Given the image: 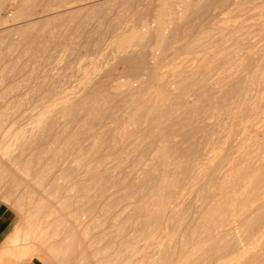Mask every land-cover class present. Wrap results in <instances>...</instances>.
<instances>
[{"label": "rangeland", "instance_id": "rangeland-1", "mask_svg": "<svg viewBox=\"0 0 264 264\" xmlns=\"http://www.w3.org/2000/svg\"><path fill=\"white\" fill-rule=\"evenodd\" d=\"M11 1L12 2L14 1L13 2L14 4L10 3ZM15 1L16 0H10L9 2L8 0L7 2L4 3V5L2 6V10H1V13L3 16L2 21H9L8 22L9 24H7L8 26L6 29L0 31V82H1L0 83V121H4L3 126L1 127H3L4 129H10L11 137L8 138L9 139L8 142L6 143L4 142L5 143L4 146H3V143H1L2 141L0 137V159L4 160L8 165H10L12 161H14L19 166L18 168L22 170L30 169V171L32 172L34 170H38V171L43 170V172L38 173L37 176H40V177L42 176L43 181H45L44 183L47 184L50 178L53 177L55 174H57L55 172L59 167L64 166L66 164L67 165L74 164L73 159L79 156L78 150L75 148L78 142H80L81 145H87L91 141H94L95 139V141L97 140L96 150L98 151L99 149L98 153L96 151L93 155L90 154L91 156L89 157V159L88 160L86 159V161L83 163L84 167H81L80 169L81 175L80 174L74 175L73 173V176L71 175L70 177L61 181L65 185L67 195L72 196L74 200L82 199L81 201L83 202V205H81L80 207L78 206L79 209L77 208V206H73L70 208L76 209L80 213V215H82L83 217V218L82 217L80 218H82L86 222L90 220V223L94 225L93 228H91V236H89V238L85 240V242L86 241L91 242L95 248L99 249V252L96 253V255L91 258L92 260L90 259L88 262H87V259H85L84 261L83 260L77 261L75 259L78 258L77 257L78 252L76 251L75 242L70 241L68 243L69 244L68 245L69 247L67 248L68 250L65 249L64 252L58 255L59 256L58 258L61 259L60 264H69V263L70 264H74V263L76 264H79V263L80 264H142V260H143V264H149V263L151 264H156V263L157 264H161V263L162 264H236L237 261H239L243 255H246L247 253L253 251L254 250L253 247L256 246L255 244H256V239L258 237L259 231L264 226V206L261 208L252 210L250 212L252 214L248 213L244 220L231 224L230 233L227 236H225L224 239H218V240L210 239L211 241L209 239L207 240L206 238L202 237L203 233L199 234V228H197V222L195 221L196 220L195 218H197L199 214L198 210H200V207H203V201L204 202L205 200L207 201V198H208V197L206 198V196L208 195L207 194L208 191L202 188L203 187L202 181H197L198 183L197 182L193 183L189 180L188 182H185L180 179L179 186L176 189V194L173 197L174 199L172 200L171 204H169V207L167 208V212H165V224L162 223L161 225L162 227L164 226V228L162 227L159 228V225L157 224V222H155V220L153 222L152 221L150 222V225H149L150 227L148 226V229L142 228L140 224L138 225L136 223L137 219L135 218V216L126 218L127 214H129L130 212V209L132 210V208L136 205V203L139 200L146 199L145 195L147 194L148 188L152 183L151 181H153V176L158 173V172H153L151 175L147 173L149 175L148 176L147 174L141 173L140 170L148 168L149 162L147 161V159L149 160L151 158V155L154 151L153 149L156 147V144L157 146L159 145L158 139H160L161 135L165 136L166 134L167 135L170 134L171 128H173V125H172L173 121H176L175 118L177 117V114H175L176 111H174V109H171V110L168 109L165 112H163L162 123H160L159 125L158 124L155 125V122L153 121V118H156V119L158 118V120H160L159 115H155V117H153L154 113L146 114L147 110H143L142 112L139 113L140 114L139 119L141 121L140 122L141 124L130 125L127 127L123 122V118L126 116L127 112H129V110H131L134 106L133 105L130 106V104L127 103L128 99L123 97L121 93H117L115 94L117 96L114 95V98L116 97L115 99H117L118 101L112 97L107 98L105 96H101V98L98 99L95 103V107H94L95 109L92 111L94 114L90 112L89 113L90 115L84 114V113L82 115H79L78 116L79 118L77 117V120L73 123V125H67L68 130H66L65 132H62L60 130H61V123L63 125L66 122L65 121L66 117L64 116L59 117L58 122L56 123L55 127H52L51 130L50 129L46 130L44 123L42 121L40 122L39 120L40 118H38L39 112L44 109V105L47 103V102H44L45 99L43 96L44 95L46 96L45 94L46 92H44V90H46L47 87L48 89H50L53 86L51 84H54V86L61 87L64 94L68 96H72L74 93L78 91L81 92L84 89V86H86L87 84L86 82H89V84H93L96 82L97 84L94 85V87H97L98 83H100L99 85H101V83H104L105 81H108V80H109L108 84L112 86L124 79H132L133 74L137 72L138 66L134 65L133 63H129L126 61L125 63H123L121 61L120 55L117 56V53L115 54L116 51H115L114 45L112 44V37L116 32H118L122 28H126V26L127 27L136 26V24H139L143 19L152 20L151 18L152 13L155 9V6L158 4L157 0H131V1L130 0H123V1L116 0L114 2L112 0L111 2H109L110 0H107V1L97 0L96 2L94 1L93 3L89 4L90 8H88V4L85 5L86 8H84L85 6L83 7V5H78L79 6V7L77 6L78 9H76L75 8L76 6H75L74 8L66 10V11L62 10V12L60 11L62 8L58 7L60 3H58L57 0H36L35 7L33 6L31 11L26 12V14L28 13L32 15L29 17L23 18L21 20H16V17H15V14L17 13V11H19V8H20L19 7L20 3H18V0L16 2ZM84 1H88V0H84ZM84 1L75 2L74 0L73 2L72 0L70 1L71 3H69L68 5H77V4L83 3ZM229 1L230 0H215V1L214 0H204V6H205V9H208L209 15L205 16L204 18L201 17L202 19L200 18L197 20H194V17L189 15L187 17L188 19L186 18L187 20L185 19V21H183L181 24V26L184 27L185 29L183 28L184 29L183 30L181 27L180 33L176 37L178 39V44L173 43L170 46L166 47L165 51L160 53L159 65L161 64L160 66H163L168 63H177V62H183L187 60V58H189L191 55H187L186 52H188V50L191 51V49L187 48L185 46V43L180 40L182 38L186 40H192L195 37H198L199 34L197 35V32L198 33L200 32L201 25L203 24V26L207 27V25H204L206 21L215 23L219 19L223 21L226 17H230V16H231L230 19H234L238 21L245 20L244 23H249L252 21L254 14L256 13L254 10L246 11L243 14L242 13H235V15L227 14V11L229 9L227 7L230 3ZM15 4H18V5L16 6ZM47 10L48 11L50 10L49 12L51 11H57V12L60 11V12L57 13L58 15L56 17H54L55 20L53 19L52 21L51 19L50 21V19H48L47 20L48 22H47L46 20H43L41 18L42 15H45L46 13H48ZM33 17H36L31 22V23H34V25L31 24L32 26L29 25L28 27L18 29V26H21V24H25L23 23L25 19H30ZM18 21H21L22 23L21 22L19 23ZM222 21H220L219 23H221ZM190 22H193V24ZM195 26H197V28ZM189 28L192 30L190 31ZM184 31L187 34H185ZM188 33L190 34V37H188L189 36ZM19 34H21V36ZM35 38L37 42L35 41L33 43H30L31 41L30 39H35ZM36 43L38 46L35 47ZM146 43L148 44V42ZM146 43L145 45H147ZM39 45L41 47H39ZM29 48H31V51ZM34 48L36 51L34 50ZM146 48L148 47L146 46ZM163 70L164 69L160 68L158 71L160 72ZM216 76H217L216 74L212 76V78L209 81L212 82L213 79L215 80ZM260 87L259 85L255 86L254 83L253 84L251 83L248 86L249 90L246 93V95L248 94V96L245 95V99H244L243 93L242 95L240 94L239 96H237L236 93L234 94L235 86L233 85L226 87L225 89L227 91L224 90L225 92H223L222 90L223 93L216 92L215 93V97L217 96L215 98L216 100L211 98L209 99L211 101L209 100L207 101V100H203V97L202 98L199 97L198 99V101H200L199 105L201 107L205 105L204 106L205 110L203 112L198 111L200 114L193 113L189 115V118H188V114L186 116L187 118H185V114L183 115L182 117L183 121H181V124L176 126V129L178 128L180 129V130L178 129L179 133L178 132L176 133L178 135H174V136L172 135L170 138L171 141L169 144L171 146L170 152L173 155L172 158L179 157L178 161L183 162L186 159L187 155L190 154L194 148H197V151L198 152L200 151L199 153H202L200 154L202 155V159L199 161L197 167L202 168L207 163L206 161L212 159L214 156H219L225 153L226 151H230L229 149L231 148V144H233L234 138L236 140L240 137L239 135H241V131H240L241 127L243 125H247V122L252 117L253 111H254V108H253L254 104L261 103L262 100L264 101V98H263L264 97V83H262ZM258 88H259V92L257 93ZM102 94L105 95L104 92H102ZM228 95H230V97ZM247 97L248 99L250 98L249 102H248ZM231 98H234L233 99L234 103L237 102L235 103L236 106L232 103L228 106V103L229 101H231ZM235 98L237 99L235 100ZM102 99L105 100V102L103 101L104 104H102V101H101ZM120 100H122V102ZM201 100H202V103H201ZM108 103H112V104H108ZM124 103L127 105H125ZM239 104L242 107H240ZM208 105L211 106L210 109H207ZM223 105H224V108H222ZM212 106H213V109H212ZM100 110H102L103 112ZM206 110L209 111V113H206L207 112ZM170 111L173 116H171ZM213 113H214V116L212 115ZM220 113H221L220 117H217V115H219ZM200 115H203V116H200ZM249 115H250V118H249ZM190 116H192L194 119L192 117L190 119ZM78 119H80L82 122H79L80 120ZM196 120L200 124L198 125L197 123V126L196 125L193 126ZM189 122H194V123L191 124ZM81 123L83 124L81 125ZM91 123H92V126H91ZM206 124H209V126ZM55 128L56 129L58 128L59 130L57 131ZM197 131H200V132H197ZM124 132H126L127 134H125ZM136 132H137V135H134L136 134ZM190 132L192 135L195 133L194 136H190L189 135ZM196 132H197V135H196ZM103 133H106V134H103ZM180 133L182 134L180 135ZM233 133H234V137H233ZM186 134L190 137H187ZM206 134L207 136L205 137ZM15 135H16V138H14ZM63 135L65 138L63 137ZM102 135H104L105 138ZM151 135L153 136L151 137ZM71 136L73 137V139L71 138ZM97 136H98V139L95 138ZM68 137H70L71 139ZM11 138L12 140L14 139L12 143H10ZM42 138L43 140H41ZM188 138L190 139L188 140ZM191 138L193 139V141ZM195 138L196 140H194ZM28 139L29 140L34 139L35 142L32 143L34 140L33 141L30 140L29 141L30 143H29ZM65 140H71L69 142L70 144L69 143L65 144L66 143ZM73 140L75 142H73ZM141 140L142 141L144 140V141L142 142ZM197 140L199 143L197 142ZM47 141H48V145H47ZM51 141L53 142V144L51 143ZM190 142L192 143V145L190 144ZM9 143L10 145H8ZM98 143L101 144L102 146L98 145ZM50 144L53 146L51 147ZM137 144L138 145L140 144V145L139 147L136 148V146H138ZM187 144L189 145L187 146ZM6 146L7 148H5ZM119 146H122L123 149L119 148ZM54 148L56 151L53 150ZM59 148H61V151ZM3 149L5 151H3ZM23 150H24V154H22ZM39 151H42V152L39 153ZM60 152H62V154ZM63 152H65V154ZM56 153L57 154L60 153V154L57 156ZM118 153H121V154H118ZM44 154H45V157H44ZM42 156H43V159H42ZM130 156H132L133 159ZM172 158H171V161L176 162L177 159L174 160V158L173 159ZM137 161L139 162L138 164L136 163ZM24 164L26 165L23 167ZM87 164L88 165H92V164L99 165L100 164L101 168L104 170V173L102 176L103 181L102 179L98 180L96 179L97 177H94L91 174L86 173V171H83V170H86L85 166H88ZM114 164L117 167L115 170H114L115 168ZM42 166L44 167L46 166V168ZM128 166L130 168H127ZM108 167H111V168L108 169ZM136 169H138L139 171L136 172ZM48 170H50V172H48ZM21 171L19 170V174H21L20 177L23 176V178H25L27 181L30 182L31 197L30 195L24 194L27 189L23 186V183L20 180L16 181V179L10 178L11 176L7 174L6 175L4 174L5 177L1 180V183H0V188H1L0 189V203L6 206L9 210L10 218H11V230L13 228L14 222L19 217L18 216L19 212H18L16 204L14 203V200L15 201L21 200L23 199V196L24 197L27 196L25 198L26 200L24 199L23 201L25 202H28V200L35 201L37 200V195H39L40 192H42V189L39 188L37 185H35L30 180V176L24 175ZM126 171L128 172L131 171V173H128L129 176ZM44 172L45 173L48 172V173L44 174ZM134 174H135V177L139 178L138 181L134 182L135 184L131 183V181L133 182V179L135 178ZM43 175L44 176L46 175V177H44ZM80 176H82L81 177L82 179L84 178L83 179L85 183L84 187L85 185L89 186V184H91V186H89L90 188L88 187L89 189L85 187V189L83 191L81 190V192H79L80 190H78V188L74 187L73 185L74 182L78 181V179H81ZM73 177L75 178L78 177V178L75 179ZM179 178H182V174L179 175ZM92 181L93 183H90ZM146 182L147 184H145ZM15 184H17V186ZM17 188L18 190H15ZM133 190L135 191L138 190V191L134 192ZM27 191L29 192V190ZM69 191H72V192L74 191V192L71 193ZM22 192L24 193L22 194ZM131 192H134V193H131ZM89 199L92 200L93 202L90 201ZM31 205H33V203ZM45 209L46 208L42 209L41 210L42 212L40 211V214H43ZM177 209L179 212L177 211ZM133 219L136 222H134ZM121 226H126L124 229L125 234L123 235L124 240H122L120 237H117ZM113 230L114 232L112 233ZM146 230L147 232L145 233ZM197 236H200L201 238L200 237L197 238ZM5 239L2 244V248L0 249V254H5V252L7 253L8 251L7 247H3V245L5 244ZM57 239L61 241L59 238ZM230 239L231 240L233 239L232 240L233 242ZM58 240H56L55 242L59 244L60 242ZM172 245H173V249H172ZM235 245L239 248L238 249L239 251L237 250L238 253L236 251L237 255L234 252L235 249L232 248ZM176 246L177 248L179 247L177 250H176ZM181 246L183 247L182 249L180 248ZM107 250H109V252ZM165 250H168L171 253L165 256L164 255ZM204 250H205V253H204ZM242 252H246V253H242ZM151 253H152V256H151Z\"/></svg>", "mask_w": 264, "mask_h": 264}, {"label": "bare ground", "instance_id": "bare-ground-1", "mask_svg": "<svg viewBox=\"0 0 264 264\" xmlns=\"http://www.w3.org/2000/svg\"><path fill=\"white\" fill-rule=\"evenodd\" d=\"M7 1L8 0H0V31L6 29L8 26L7 24H9L8 23L9 21H2L3 16L1 13L2 6ZM57 1H58V3H60L58 5V7L62 8L61 10L60 9L59 10L62 12V10L66 11V10L74 8L75 6H76L75 8L78 9L77 8L78 5H83V7H84L85 5L88 4V8H90L89 4L93 3L94 1L96 2L97 0H88V1L75 0V2L84 1L83 3L77 4V5H68L69 3H71L70 1H72V0H57ZM112 1L114 2L116 0H112ZM9 2H10V0H9ZM13 2L11 1L10 3H13ZM73 2H74V0H73ZM109 2H111V0ZM157 2H158V4L155 6V9L152 13V17H151L152 20H148V19H143L142 21L140 20L141 22L139 24H136V26H130V27L126 26V28H122L121 30L116 32L112 37V44L114 45V48L116 51L115 54L117 53V56L120 55L121 61L123 63H125V61L129 62V63H133L134 65L138 66L137 72H135L133 74L132 79H124V80H122V81H120V82H118L112 86H110L108 84L109 83V80H108V81H105L104 83H101V85H99L100 83H98L97 87H94V85L97 84L96 82L93 84H89V82H86L87 84L85 83L86 86H84V89L81 92L78 91V92L74 93L72 96H68V95L64 94L61 87L54 86V84H51L53 86L50 89H48V87H47V89L44 90V92H46L45 93L46 96L45 95L43 96L45 99L44 102H47V103L45 104L43 102L45 104L44 109L39 112L38 118H40L39 119L40 122L42 121L44 123L46 130H48V129L51 130L52 127H55L56 123L58 122L59 117H61V116L66 117V120H65L66 122L63 125L61 123V130H60L62 132H65L66 130H68L67 125H73V123L77 120V117L79 115H82L83 113L89 114L90 112H92L95 109L94 107H95L96 101L98 99H100L101 96H105L107 98H111V97L114 98V95L117 93H121L123 97L128 99V102L127 101L126 102L129 103L130 106L131 105L134 106L131 110H129V112H127L126 116L123 118V122L127 127L130 125L141 124L140 123L141 121L139 119L140 118L139 113L142 112L143 110H147L146 114H148V113L153 114L154 113L153 117H155V115H159L160 120H158V118L157 119L153 118L155 125H157V124L159 125L160 123H162L163 112H165L168 109H170V110L174 109V111H176L175 114H177V117L175 118L176 121H173V124H172L173 128H171L170 134L167 135L165 133L166 134L165 136L161 135L160 139H158L159 145L157 146V144H156V147L154 146L155 148L153 149L154 151L151 155V158L149 160L147 159V161L149 162L148 168L140 170L141 173H144V174L148 173L149 175H151L153 172H158V173L153 176V181H151L152 183L150 182L151 185L149 184L150 186L148 188L147 194L145 195L146 199L142 200L140 198L141 200H139L136 203V205L132 208V210L130 209V212H129V214H127L126 218L127 217L130 218V217L135 216V218L137 219V222L134 221V219H133V221L136 222L138 225L140 224V226L142 228H147V229H148V226L150 225V222L151 221L153 222L155 220V222H157V224L159 225V228H161L162 223L165 224V212H167V208L169 207V204H171L172 200L174 199L173 197L176 194V189L179 186L180 179L182 181H185V182H188V180H189L193 183L194 182L196 183L197 181H202L203 182L202 188H204L208 191V193H207L208 195L206 196V198L207 197L208 198H207V201L206 200H205V202L203 201V207H200V210H198L199 214H198L197 218H195L196 219L195 221L197 222V228H199V234L203 233V236L202 235H200V236L206 238L207 240L208 239L209 240L210 239H217V240L218 239H224V237L230 233V230H231L230 225L231 224H234L235 222H240V221L244 220L246 218V215L248 213H250L252 210L258 209V208H261L264 206V101L262 100L261 103L254 104V106H253L254 111H253L252 117L250 118V115H249L250 119L247 122V125H243L241 127V130H240L241 135H239L240 137L236 140L234 138L233 144H231V148L230 149L228 148L230 151H226L225 153H223L222 155H219V156H214L212 159L206 161L207 163L205 162L206 164L202 168L197 167L199 161L202 159V155H200L202 153H199L200 151L198 152L197 148H194L193 150L190 149V150H192V152L191 153L189 152L190 154L187 155L186 159L183 162L178 161L179 157H176V158L173 157L174 160L177 159L176 162L171 161V158L173 155L170 152L171 146L169 143L171 141L170 138L172 135L173 136L178 135L176 133L177 132L179 133L180 129L179 128H178L179 130L176 129V126L181 124V121H183L182 117L184 114H185V118H187L186 117L187 114H188V118H189V115H191L193 113H199L198 111L203 112L205 110L204 109L205 105L202 106L203 108L199 105V103H200V101H198L199 97H201V98L203 97V100H207V101L211 98L215 99L217 97V96L215 97L216 92H222V90H223V92H225V91H227L225 89L226 87L233 85V86H235L234 94L236 93V95L239 96L240 94L242 95V93H243V96L245 99V95H246L247 91L249 90L248 86L251 83L252 84L254 83L255 86L259 85V87L262 83H264V0H230L229 1L230 3L227 7V8H229L227 11V14H231V15L232 14L235 15V13H242L243 14L246 11L254 10L256 13L254 14V17L252 15V17H253L252 21L249 23H244L245 20L238 21V20L230 19V17H231L230 16V17H226L223 21L219 19L215 23H211V22L206 21L204 23V25H207V27L203 26V24L202 25L200 24L201 30L199 33L197 32V35L199 34L198 37H195L192 40H186L184 38H182L180 40V38H179L180 41H183L185 43V46L187 48L191 49V51L188 50V52H186L187 55H191V56L189 58H187V60L183 61L184 63L183 62L168 63V64H165L163 66H160L161 64L159 65L160 53L165 51V48L170 46L171 44H173V43L178 44V39L176 37L180 33V30L182 27L181 26L182 22L185 21V19L189 15L193 16L194 20H197V19H200L201 17L204 18L205 16L209 15V13H208V9H205L204 0H157ZM18 3H20L19 4L20 8H19V11H17V13L15 14L16 20H21L23 18H26V17H29L32 15V14H28V13L26 14V12L31 11L33 6L35 7L36 0H18ZM211 3H212V1H211ZM15 5L17 6L18 4H15ZM91 6H92V4H91ZM83 7H81V8H83ZM81 8H79V9H81ZM84 8H86V6ZM206 8H207V6H206ZM200 9H202V10H200ZM49 11L45 15L41 16V18L43 20L47 21L48 19H50V21H51V19H52V21H53L54 17H56L58 15L57 13L60 12V11H58V12L57 11L49 12ZM227 14H226V16H227ZM4 15H5V13H4ZM34 18H36V17L30 18V19H25L24 21H26V22L23 21V23H25V24H21V26H18V29L28 27L31 24L34 25V23H31ZM59 19H60V17H59ZM220 21H222V22L219 23ZM18 22L20 23L21 21H18ZM201 22H202V20H201ZM203 22H204V20H203ZM190 23L193 24V22H190ZM49 24H51V23H49ZM81 25H79V26H81ZM195 27L197 28V26H195ZM183 28L184 27H182V29ZM189 29H187V30H189ZM54 30H53V32H54ZM191 30L192 29H190V31ZM185 34H187V33L185 32ZM19 35L21 36V34H19ZM188 37H190V34ZM38 38H39V36H38ZM30 40H29L30 43H33L36 41V38L30 39ZM146 42H148V44ZM145 43L147 45H145ZM25 44H27V43H25ZM56 44H57V42H56ZM179 44H180V42H179ZM33 46H31V47H33ZM36 46H38L37 43H36L35 47ZM146 46L149 49L146 48ZM39 47H41V46L39 45ZM29 49L31 51V48H29ZM34 50H35V48H34ZM38 55H39V53H38ZM33 57H35V56H33ZM160 68H162L164 70L159 72L158 70ZM56 74H57V72H56ZM215 74L217 75L216 79L215 80L213 79V81L210 82L209 80ZM50 83H52V82H50ZM223 87H224V89H223ZM260 88H262V87H260ZM102 92H104L105 95L102 94ZM258 92H259V88H258L257 93ZM230 94H231V92H230ZM115 96H117V95H115ZM228 96L230 97V95H228ZM246 96H248V94ZM118 97H120V96H118ZM226 99H227V97H226ZM233 99L234 98H231V101H229L228 106L231 103L234 105H235V103H237V102L234 103ZM236 99L237 98H235V100ZM244 99H243V101H244ZM247 99H248V97H247ZM115 100H117V99H115ZM249 100H250V98L248 99V102H249ZM101 101H102V104H104L103 101L105 102V100L102 99ZM112 101H113V99H112ZM120 101L122 102V100H120ZM209 101H211V100H209ZM201 103H202V100H201ZM108 104H112V103H108ZM125 105H127V104H125ZM221 105H222V103H221ZM239 106H240V104H239ZM240 107H242V106H240ZM98 108H100V107H98ZM210 108H211V106L208 105L207 109H210ZM222 108H224V105ZM253 108H252V110H253ZM212 109H213V106H212ZM100 111H102V110H100ZM110 111H112V110H110ZM210 112H212V111H210ZM170 113H171V111H170ZM206 113H209V111H207ZM212 115L214 116V113ZM220 115H221V113L219 115H217V117H220ZM235 115H236V113H235ZM171 116H173L172 113H171ZM200 116H203V115H200ZM191 117L192 116H190V119H191ZM244 117H243V119H244ZM118 118H120V117H118ZM203 118H205V117H203ZM212 119H213V117H212ZM78 120H80V119H78ZM79 122H82V121L80 120ZM163 122H164V120H163ZM3 123H4V121H0V137H1V141H2L1 143H3V146H4V144L9 141L8 138L11 137V135H10L11 132H10V129H4L3 127H1V126H3ZM85 123H87V122H85ZM189 123L193 124L194 122H189ZM195 123L193 124V126L194 125L197 126V123H198L197 120ZM82 124L83 123H81V125ZM199 124L200 123H198V125ZM206 125L209 126V124H206ZM83 126H85V125H83ZM91 126H92V123H91ZM58 128L57 129L55 128V129L58 131L59 130ZM163 130H165V129H163ZM124 131H125V129H124ZM197 132H200V131H197ZM197 132H196V135H197ZM124 133L127 134L126 132H124ZM75 134H77V133H75ZM100 134H102V133H100ZM103 134H106V133H103ZM181 134L182 133H180V135ZM194 134L192 135L190 132L189 135L194 136ZM198 134H200V133H198ZM33 135H34V133H33ZM71 135H72V133H71ZM134 135H137V132ZM98 136L95 138L98 139ZM102 136L105 138L104 135H102ZM107 136H108V134H107ZM121 136H122V134H121ZM152 136L153 135H151V137ZM154 136H156V135H154ZM190 136L187 135V137H190ZM206 136H207V134L205 135V137ZM63 137H64V135H63ZM233 137H234V133H233ZM14 138H16V135L14 136ZM43 138L41 140H43ZM68 138H70V137H68ZM71 138L73 139L72 136H71ZM109 138H110V136H109ZM219 138H220V136H219ZM189 139L190 138H188V140ZM203 139H202V141H203ZM13 140L11 138L10 143H12ZM30 140H32V139H30ZM30 140L28 139V142ZM194 140H196V138ZM39 141H40V139H39ZM70 141L71 140H65V142H66L65 144H68ZM192 141H193V139H192ZM22 142H23V140H22ZM34 142H35V140L32 143H34ZM53 142H54V140H53ZM53 142L51 141L52 144H53ZM73 142H75V141L73 140ZM96 142H97V140L95 141V139H94V141H91L87 145H81L80 142H78L76 144L75 148L78 150L79 156L77 158L73 159L74 164L73 165H71V164L67 165L66 164L64 166L59 167L55 172L57 174L54 173L55 175L54 176L52 175L53 177L50 178V180L47 184L44 183L45 181H43L42 176L41 177L37 176V174L42 173L43 170H40V171L34 170L32 172V171H30V169H24L23 168L26 164L23 165L22 168L24 170H22V169L18 168L19 166L17 165L16 162L12 161L10 163V165H8L4 160L0 159V183H1V180L5 177L4 174L5 175L7 174V175L11 176L10 178L16 179V181L20 180L23 183V186L27 190H29V192L26 190V192L25 193L22 192V194L24 193L25 195L26 194L30 195V190H31L30 182L27 181L25 178H23V176L20 177L21 174H19V170L20 171L22 170L21 172L24 175L30 176V180L35 185H37L39 188L42 189V192H40V194L38 193L39 195H37V200H35V201H31V200L29 201L27 199L28 202H25L23 200L27 196L24 197L23 195H22L23 199L17 200V201L14 200V203L16 204L18 212H19L18 213L19 217L14 222L13 228H12L10 234L5 239V244H4L5 246L3 245V247H7L8 251H7V253L5 252V254H0V264H60L61 259L58 258L59 257L58 255L61 254L62 252H64V250L69 247L68 243L70 241L75 242L76 251L78 252L77 253L78 258L75 259L77 261H80V260L84 261L85 259H87V262H88L93 256L96 255V253L99 252V249L95 248L91 242H89V241L85 242V240H87L89 238V236H91V228H93L94 225L90 223V220L89 221L87 220L88 222L84 221L82 219L83 218L82 215H80V213L76 209L70 208L73 206H77V208L79 209V207L81 205H83V202L81 201L82 199L81 200H74V198L72 196L67 195L65 185L61 182L64 179L70 177L71 175L73 176V173H74V175L80 174L81 167H84L83 163L86 161V159L87 160L89 159V157L91 156L90 154L93 155L97 151L96 150L97 149ZM197 142H198V140H197ZM10 143L8 145H10ZM181 144H182V142H181ZM190 144L192 145L191 142H190ZM47 145H48V141H47ZM98 145H101V144L98 143ZM133 145H134V143H133ZM135 145H136V143H135ZM139 145L136 146V148L139 147ZM188 145L189 144H187V146ZM52 146L53 145H51V147ZM105 146H106V144H105ZM181 146H183V145H181ZM5 148H7V146ZM37 148H39V147H37ZM99 148H101V147H99ZM119 148H122V146H119ZM225 148H226V146H225ZM59 149L61 151V148H59ZM180 149H181V147H180ZM53 150H55V148ZM198 150H200V149H198ZM3 151H5V150L3 149ZM64 151H66V150H64ZM98 151H99V149H98ZM98 151H97V153H98ZM40 152H42V151H39V153ZM126 152H124V153H126ZM147 152H148V150H147ZM60 153L62 154V152H60ZM63 153L65 154V152H63ZM22 154H24V150H23ZM59 154H57V156ZM118 154H121V153H118ZM130 155H131V153H130ZM44 157H45V154H44ZM103 157H104V155H103ZM119 157H120V155H119ZM130 157L132 158V156H130ZM56 158H58V157H56ZM42 159H43V156H42ZM54 160H55V158H54ZM101 161H103V160H101ZM138 161L136 162L137 164L139 163ZM47 162H48V160H47ZM51 164H53V163H51ZM16 165H17V167H16ZM42 167H44V166H42ZM85 167H86V170H83V171H86V173L91 174L94 177H97L96 179H98V180L102 179L104 170L101 168L100 164L99 165H93L92 164V165H88ZM34 168H35V166H34ZM44 168H46V166ZM110 168L111 167H108V169H110ZM116 168L117 167L115 165L114 170ZM127 168H130V167L128 166ZM36 169H38V168H36ZM137 171H139V170L136 169V172ZM48 172H50V170H48ZM48 172H46V173H48ZM126 172H127V174L131 173V171L130 172L126 171ZM46 173L44 172V174H46ZM180 174H182V178H179ZM128 176H129V174H128ZM136 176H138V175H136ZM44 177H46V175ZM81 177L82 176H80V178ZM87 177H89V176H87ZM124 177H126V176H124ZM134 177H135V174H134ZM73 178H75V177H73ZM76 178H78V177H76ZM83 179L82 178L78 179V181L74 182V184H73L74 187H76V188H78V190H80L79 192H81V190L83 191L85 189V187L88 188L89 186H91V184H89V186L85 185V187H84L85 183H84ZM138 179H139L138 177H135L133 179V182L131 181V183L138 181ZM44 180H45V178H44ZM66 181H68V180H66ZM102 181H103V179H102ZM145 181H147V180H145ZM90 183H93V181ZM145 184H147V182ZM15 185L17 186V184H15ZM97 185H99V184H97ZM199 185H200V183H199ZM144 187H145V185H144ZM199 187H201V186H199ZM15 190H18V188ZM197 190H199V189H197ZM133 191L137 192L138 190H136V191L133 190ZM69 192L73 193L74 191L73 192L69 191ZM134 192H131V193H134ZM30 197H31V195H30ZM89 197H91V196H89ZM90 201H92V200H90ZM32 203H33V205H31ZM93 207H91V208H93ZM44 208H46L45 211L43 212V214H40V211ZM177 211H178V209H177ZM84 214H86V213H84ZM250 214H252V213H250ZM80 217H82V218H80ZM123 217H125V216H123ZM168 217H169V215H168ZM93 221H95V220H93ZM152 226H154V225H152ZM112 227H113V225H112ZM125 227L126 226H121L119 233H118V236H117V237H120L122 240H124L123 235L125 234L124 233ZM162 228H164V226ZM166 229H167V227H166ZM196 230H198V229H196ZM136 231H138V230H136ZM113 232H114V230L112 231V233ZM146 232H147V230L145 231V233ZM169 236H170V234H169ZM200 236H197V238H199ZM57 238H59L61 241H59ZM56 240H58L60 243L58 244L57 242H55ZM207 243H209V242H207ZM192 244H193V242H192ZM235 244H236V242H235ZM112 245H114V244H112ZM163 245H164V243H163ZM255 245L256 246L253 247L254 250L247 253L246 255H243L242 258L240 257L241 259L239 261H237L236 264H264V226L259 231ZM109 246H110V244H109ZM208 247H209V245H208ZM174 248H175V246H174ZM178 248L176 246V250ZM180 248L182 249L183 247L181 246ZM232 248L235 249L234 252L236 254V251L239 248L236 245L233 246ZM172 249H173V245H172ZM217 249H219V248H217ZM107 251L109 252V250H107ZM178 251H180V250H178ZM238 251H237V253H238ZM169 253H171V252L168 250H165L164 255L167 256ZM204 253H205V250H204ZM242 253H246V252H242ZM172 255H173V253H172ZM174 255H175V253H174ZM208 255H210V254H208ZM151 256H152V253H151ZM169 257H171V256H169ZM190 257H192V256H190ZM236 257H238V256H236ZM210 261H211V259H210ZM74 264H76V263H74ZM142 264H143V260H142ZM149 264H151V263H149Z\"/></svg>", "mask_w": 264, "mask_h": 264}, {"label": "crops", "instance_id": "crops-1", "mask_svg": "<svg viewBox=\"0 0 264 264\" xmlns=\"http://www.w3.org/2000/svg\"><path fill=\"white\" fill-rule=\"evenodd\" d=\"M11 230V218L9 210L6 206L0 203V249L4 239Z\"/></svg>", "mask_w": 264, "mask_h": 264}]
</instances>
